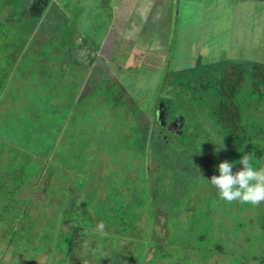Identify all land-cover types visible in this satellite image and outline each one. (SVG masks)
<instances>
[{
  "label": "rangeland",
  "instance_id": "obj_1",
  "mask_svg": "<svg viewBox=\"0 0 264 264\" xmlns=\"http://www.w3.org/2000/svg\"><path fill=\"white\" fill-rule=\"evenodd\" d=\"M3 4L0 139L17 146L10 162L23 156L22 164L13 167L14 178L24 169L36 176L40 166L45 178L51 176L57 192L49 213L61 194L76 199L78 221L100 208L106 214L111 203L121 204L138 214L145 231L140 245L161 240L166 258L157 264H264V228L259 224L264 203H228L206 181L219 175L220 162L239 161L243 155L226 146L206 103L166 83L173 79L172 71L197 61L264 63V0H173L165 48L147 56L135 50L140 53L136 57L127 56L124 42L100 51L109 34L111 1L29 0L27 17L16 11L9 22L11 1ZM81 39L91 48L80 47ZM90 71L98 80L92 95H86ZM33 106L35 115L27 118L25 112ZM12 123L15 128L9 129ZM243 123L264 145V100L244 106ZM9 148L0 143L4 162ZM27 156L39 161L26 162ZM252 163L264 167V156ZM242 168L236 163L232 171ZM30 189L23 188L22 194L44 201L46 187ZM106 234L95 230L81 239L73 264H94L99 250L107 262L118 250L121 264H141L135 254L138 244L107 239ZM215 244L222 249L215 251ZM4 246L0 235V264H54L48 252L29 260L19 250L3 251ZM154 253V247L148 248L145 260Z\"/></svg>",
  "mask_w": 264,
  "mask_h": 264
},
{
  "label": "trees",
  "instance_id": "obj_2",
  "mask_svg": "<svg viewBox=\"0 0 264 264\" xmlns=\"http://www.w3.org/2000/svg\"><path fill=\"white\" fill-rule=\"evenodd\" d=\"M5 1L0 0L1 11ZM8 1H11V8L7 11V22L16 11L19 17H27L29 0ZM35 25L36 23L28 31L29 34ZM171 74L173 79L167 82L165 80L166 83L190 92L192 99L208 105L213 120L224 133L226 146L233 153H251L252 160L257 162L264 156V145L254 138L256 133H251L243 123L244 106L252 101L264 100V63L234 59L205 63L197 61L193 66L172 71ZM244 82L248 85L241 91ZM152 133L150 140L155 135L153 131ZM172 134L175 136L174 132ZM22 158L20 153L13 162H10L12 158L9 160L7 157L5 162L0 158V235L5 240L3 251L8 248L13 252L19 250L26 254L29 260L41 252H48L54 264H73L80 248V240L94 234L97 223L103 222L107 231L104 237L107 239H128L138 244L135 254L139 263L157 264L159 260L166 258V254L160 253L161 240L152 238L145 247L140 245L145 231L138 224V214L133 209H126L124 205L111 203L106 214L105 209L100 208L96 214L91 212L78 221L80 215L75 209L76 199H64V194H61V198L56 200V209L49 213L47 207L52 204L57 192L52 189L55 187L51 176L45 178L42 175L43 167L40 166L36 176H33L30 169H24L18 178H14L13 167L21 165ZM28 161L35 163L39 159L27 156L26 162ZM2 164L8 167L3 168ZM25 187L31 188L30 191L46 187L44 201H32L30 194L23 195ZM259 224L264 228V212L261 213ZM64 225L66 227H63ZM151 233L154 237V230ZM152 247L155 248V253L150 260H145L148 248ZM139 248L141 252L145 248L146 250L137 254ZM213 249L220 251L222 248L220 244H215ZM111 257V261L107 262L105 255L99 250L95 255L94 264H121L120 251L113 250ZM126 260H129L128 256ZM260 262H264V257L260 258Z\"/></svg>",
  "mask_w": 264,
  "mask_h": 264
},
{
  "label": "crops",
  "instance_id": "obj_3",
  "mask_svg": "<svg viewBox=\"0 0 264 264\" xmlns=\"http://www.w3.org/2000/svg\"><path fill=\"white\" fill-rule=\"evenodd\" d=\"M50 1V0H49ZM103 1H111V14L112 17L111 22L109 23V34L105 39L102 47H100V51L104 52L107 49H115V46L119 45V42H124L128 44L129 47L125 50L129 55H140V53H136L135 50H141V54L145 55L151 50H159L164 49V42L166 40L165 34L169 31L170 19L172 16V3L173 0H103ZM80 39V38H79ZM82 40V39H81ZM121 40V41H120ZM80 47L91 48L87 41L81 42ZM70 48V44H69ZM98 50V49H97ZM133 50V51H132ZM101 52V53H102ZM133 52V54L131 53ZM87 64L91 66L95 63L92 53L88 54ZM147 56V55H146ZM136 57V56H135ZM106 58V56H105ZM95 75V74H94ZM93 75V71H90L86 76L87 83L85 88L86 95H92L93 93V82L98 80L97 76ZM76 79H77V75ZM24 75L22 74L21 78L24 79ZM43 77L51 78V74L43 75ZM80 75L78 76L79 79ZM2 87L0 82V92L2 93ZM0 93V94H1ZM80 98L74 97L75 105H77L81 101ZM77 96V95H75ZM3 97V96H2ZM2 97L0 98L2 100ZM72 103V104H73ZM1 105V102H0ZM35 106H33V110L28 109L26 111L27 118L33 117L35 115ZM6 113V112H5ZM0 127L2 126V122L0 121ZM12 125V126H11ZM15 128L14 124L9 125V129ZM0 143H5L10 146L8 150L9 157L12 153L17 152V146L15 143L0 139ZM19 153V152H18ZM2 161V158H1Z\"/></svg>",
  "mask_w": 264,
  "mask_h": 264
},
{
  "label": "clouds",
  "instance_id": "obj_4",
  "mask_svg": "<svg viewBox=\"0 0 264 264\" xmlns=\"http://www.w3.org/2000/svg\"><path fill=\"white\" fill-rule=\"evenodd\" d=\"M252 159V154L247 153L239 161L220 162L217 166L219 175L205 180L217 190L219 198L223 201H239L242 204L259 206L264 203V167L255 168ZM236 163L243 165V168L233 173L232 169ZM105 227L101 222L97 231L103 234Z\"/></svg>",
  "mask_w": 264,
  "mask_h": 264
}]
</instances>
